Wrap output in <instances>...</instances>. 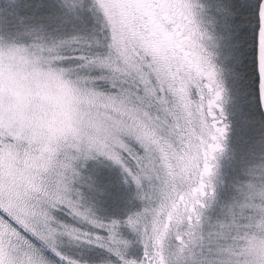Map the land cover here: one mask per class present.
I'll return each instance as SVG.
<instances>
[{"label": "rangeland", "instance_id": "obj_1", "mask_svg": "<svg viewBox=\"0 0 264 264\" xmlns=\"http://www.w3.org/2000/svg\"><path fill=\"white\" fill-rule=\"evenodd\" d=\"M160 1L162 31L132 1L102 0L91 47L105 50L77 64L68 55L74 41L59 28L64 0H0V20L24 12L0 30V179L71 191L77 163L83 168L93 154L118 160L121 149L137 172L111 180L139 207L113 225L78 192L75 200L57 197L69 246L96 249L92 264H133L125 259L133 245L158 247L163 264H264V126L255 95L243 122L233 84L231 96L222 88L208 99L214 41L203 0ZM170 26L183 33L180 48Z\"/></svg>", "mask_w": 264, "mask_h": 264}, {"label": "snow or ice", "instance_id": "obj_2", "mask_svg": "<svg viewBox=\"0 0 264 264\" xmlns=\"http://www.w3.org/2000/svg\"><path fill=\"white\" fill-rule=\"evenodd\" d=\"M18 2L23 4V0ZM99 7H102V0L96 3L89 0L88 4L80 0H64L62 3L59 28L74 41V52L68 54L70 62L83 63L91 54L105 50L91 47L95 20L99 18L103 21L97 11ZM203 8L214 41L211 62L214 83L211 85L212 95L207 98L211 100L222 88L227 89L231 96L233 89L228 88V85L233 84L234 113L238 121L243 122L248 118L249 98L253 93L257 107H261L259 93L261 77L264 75V23L259 18L251 19L248 13L249 10L255 13L264 8V0H203ZM23 16L24 12L17 10L6 21L0 20V30L5 25L18 24L19 18ZM104 44L106 48V40ZM249 57L254 76L252 91L245 83L248 79L245 68ZM221 114L226 115V110L221 108ZM261 115L264 117V111ZM203 123L209 132L216 135L207 111ZM123 139L130 150L135 149L138 156L143 155V149L138 144L127 137ZM117 151L120 156L118 160L106 154H93L94 159L85 158L81 161L83 168L77 163L71 191L62 192L56 189L55 184L16 186L0 179V264H92L98 260L96 249L68 245L67 237L60 235V223L66 221V217L54 205L57 197L63 195L75 200V193L78 192L82 202L95 205L94 211L98 217L113 225L126 219L132 207L138 208L139 204L135 200L129 204L131 198L117 191L111 177L113 173L128 176L129 171L135 175L137 161L128 152L121 149ZM60 209H63V205H60ZM119 233L128 239L133 238L122 224ZM101 235L107 236V233ZM129 258L133 264H163L160 250L154 245H133L125 257Z\"/></svg>", "mask_w": 264, "mask_h": 264}, {"label": "flooded vegetation", "instance_id": "obj_3", "mask_svg": "<svg viewBox=\"0 0 264 264\" xmlns=\"http://www.w3.org/2000/svg\"><path fill=\"white\" fill-rule=\"evenodd\" d=\"M130 1H132L136 9H138L145 16L148 23L152 24L156 30L162 31L161 28L164 26V24H166L167 16L159 12L160 7L162 6L160 0H152V2L149 3H146L145 0ZM168 30L169 31H167V35L171 37V39L176 43H179L178 47L180 48V45L184 43L183 33L179 32V30H177V28L174 26H170ZM175 31L177 33H174ZM203 85L206 89H208V91L211 92V86L207 82H204ZM216 122L218 121H214L213 124Z\"/></svg>", "mask_w": 264, "mask_h": 264}, {"label": "water", "instance_id": "obj_4", "mask_svg": "<svg viewBox=\"0 0 264 264\" xmlns=\"http://www.w3.org/2000/svg\"><path fill=\"white\" fill-rule=\"evenodd\" d=\"M258 18L261 20L262 23H264V8L258 10ZM259 97H260V105H261L260 110L262 112L264 111V75H262L261 77ZM215 124L222 125L223 121H218Z\"/></svg>", "mask_w": 264, "mask_h": 264}, {"label": "trees", "instance_id": "obj_5", "mask_svg": "<svg viewBox=\"0 0 264 264\" xmlns=\"http://www.w3.org/2000/svg\"><path fill=\"white\" fill-rule=\"evenodd\" d=\"M258 18V11H257V14H256V19ZM250 43V41H249ZM250 46V45H249ZM248 74L250 76V80L252 81V79H254V76H253V73H252V70H251V58H250V62H249V66H248ZM251 87L253 88V85L251 83ZM255 95V94H254ZM257 118L260 120V122L262 123V125L264 126V118L262 117L261 115V110H260V107H257Z\"/></svg>", "mask_w": 264, "mask_h": 264}]
</instances>
